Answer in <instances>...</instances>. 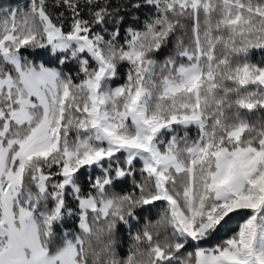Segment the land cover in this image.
Listing matches in <instances>:
<instances>
[{"label": "snow or ice", "instance_id": "1", "mask_svg": "<svg viewBox=\"0 0 264 264\" xmlns=\"http://www.w3.org/2000/svg\"><path fill=\"white\" fill-rule=\"evenodd\" d=\"M0 264H264V0L0 3Z\"/></svg>", "mask_w": 264, "mask_h": 264}, {"label": "trees", "instance_id": "2", "mask_svg": "<svg viewBox=\"0 0 264 264\" xmlns=\"http://www.w3.org/2000/svg\"><path fill=\"white\" fill-rule=\"evenodd\" d=\"M18 2H22V0H0V3H12V4H15V3H18ZM160 59H163V57H160ZM258 59V57H257ZM194 134V133H193ZM127 244H128V240L127 238L125 237L124 238V246L121 247L120 249V252H121V255L123 256L124 254H126V250H127Z\"/></svg>", "mask_w": 264, "mask_h": 264}]
</instances>
